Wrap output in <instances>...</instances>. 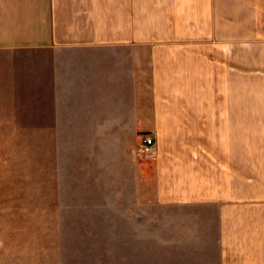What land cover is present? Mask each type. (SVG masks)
Segmentation results:
<instances>
[{"label": "crops", "instance_id": "1", "mask_svg": "<svg viewBox=\"0 0 264 264\" xmlns=\"http://www.w3.org/2000/svg\"><path fill=\"white\" fill-rule=\"evenodd\" d=\"M73 99L102 171L193 210L216 264H264V0H0V157Z\"/></svg>", "mask_w": 264, "mask_h": 264}, {"label": "rangeland", "instance_id": "2", "mask_svg": "<svg viewBox=\"0 0 264 264\" xmlns=\"http://www.w3.org/2000/svg\"><path fill=\"white\" fill-rule=\"evenodd\" d=\"M67 102L80 104L74 122L28 131L0 157V264H216L193 210L152 201L126 166L102 171L86 154V100Z\"/></svg>", "mask_w": 264, "mask_h": 264}, {"label": "built area", "instance_id": "3", "mask_svg": "<svg viewBox=\"0 0 264 264\" xmlns=\"http://www.w3.org/2000/svg\"><path fill=\"white\" fill-rule=\"evenodd\" d=\"M153 140L151 137L142 138L139 146H138V154H148L152 148Z\"/></svg>", "mask_w": 264, "mask_h": 264}]
</instances>
